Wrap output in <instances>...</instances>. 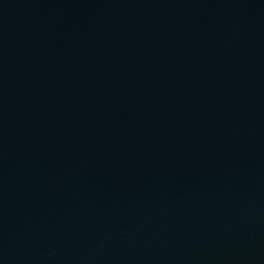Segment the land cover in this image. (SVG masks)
Returning <instances> with one entry per match:
<instances>
[{
    "label": "water",
    "instance_id": "1",
    "mask_svg": "<svg viewBox=\"0 0 264 264\" xmlns=\"http://www.w3.org/2000/svg\"><path fill=\"white\" fill-rule=\"evenodd\" d=\"M0 264H264V0H0Z\"/></svg>",
    "mask_w": 264,
    "mask_h": 264
}]
</instances>
